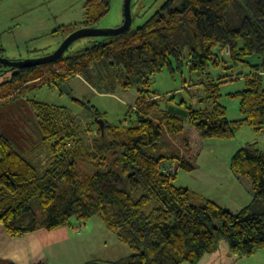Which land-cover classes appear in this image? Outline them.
I'll list each match as a JSON object with an SVG mask.
<instances>
[{"label":"trees","instance_id":"trees-1","mask_svg":"<svg viewBox=\"0 0 264 264\" xmlns=\"http://www.w3.org/2000/svg\"><path fill=\"white\" fill-rule=\"evenodd\" d=\"M83 7L75 29L95 25L110 0H85ZM263 55L264 0H166L135 29L43 64L55 86L85 74L100 84L134 86L137 98L127 110L128 123L117 125L87 106L94 114L89 128L65 107L34 102L44 162L18 152L0 133V224L9 236L20 237L71 221L81 228L97 216L131 250L114 261L84 264H197L218 252L221 242L238 258L264 250V152L245 144L230 157V170L248 178L251 191L249 202L234 213L175 184L178 169L196 165L169 138L196 130L201 138L232 139L243 126L263 132ZM43 65L11 70L0 64V76L11 74L0 82V102L37 81ZM236 68L235 74H220ZM163 71L181 86L166 93L153 89ZM239 76L243 88L228 97L239 98L242 118L228 120L220 85ZM92 130L96 136L89 144ZM184 145L188 152L187 136ZM79 163L96 168L84 174ZM174 163L177 169L170 170Z\"/></svg>","mask_w":264,"mask_h":264},{"label":"rangeland","instance_id":"rangeland-1","mask_svg":"<svg viewBox=\"0 0 264 264\" xmlns=\"http://www.w3.org/2000/svg\"><path fill=\"white\" fill-rule=\"evenodd\" d=\"M165 1L132 0L133 22L131 29H135L143 23ZM84 2L85 0H1L0 48L2 50H0V56L15 60L41 57L53 52L61 41L83 21ZM123 3L124 0H110L108 13L94 26L112 28L121 25ZM115 37L117 36H112V39ZM102 39L103 37L78 39L68 47L64 54L67 55L94 40ZM57 68L54 66V71ZM49 71V65L41 66L39 72L42 76L37 81L27 85L21 94L15 92L14 97L0 102V133L10 139L18 152L26 155L28 152L24 151L29 149L41 154L46 147L33 106L34 102L67 108L73 115L80 118V123L84 128H89V122L94 119V114L88 107H91L92 111L96 110L110 124L128 123L127 110L135 104L137 98L134 86L124 88L118 85L100 84L85 74H78L67 78L66 84L70 93L60 92L59 86L48 82L50 80ZM10 75V72L1 75L0 82L8 79ZM179 86H181L179 78L172 80L167 71L157 74L152 84V88L160 93L172 91ZM79 100L86 102V106L82 107ZM227 102L228 115H232L233 101L229 99ZM94 128L95 124H92V129ZM95 136L94 130L88 132L87 142L92 144ZM185 137L183 134L169 137L183 155L190 151L186 152L184 149ZM221 140H224L219 141L222 142V145L216 148V154L219 157L217 160L220 163L226 161V165L227 162L228 165L230 162L229 154L242 145L256 144V147L264 152V131L255 132L248 126H243L235 138ZM223 145L224 148H222ZM79 166L81 173L84 174H91L96 168V166L87 163H79ZM171 167L175 170L177 164L174 163ZM206 167V165L201 166L200 170L193 173L194 175L183 169L178 170L175 184L187 188L191 193L199 196L209 195L208 197L219 196L221 198L224 194L220 192V189L211 188L212 191L208 192L209 188L202 183L201 175L204 174L203 171L207 170ZM226 170L228 171V169ZM246 180L249 179L246 178ZM139 193L140 190H134L135 196ZM218 203L225 206L223 200ZM93 220L102 222L97 216H94ZM197 264H264V251L260 250L253 257L238 258L229 253L226 242H221L216 254H206Z\"/></svg>","mask_w":264,"mask_h":264},{"label":"crops","instance_id":"crops-1","mask_svg":"<svg viewBox=\"0 0 264 264\" xmlns=\"http://www.w3.org/2000/svg\"><path fill=\"white\" fill-rule=\"evenodd\" d=\"M250 60L255 62L256 57H251ZM236 72H238L237 68L225 69L221 70L220 74L228 76L230 73L235 74ZM260 75L264 86V70L260 72ZM242 88L243 79L240 76L238 79L226 77L220 85L221 97L219 101L226 109L228 120H240L242 118L239 110V98L228 97L229 93L239 91ZM229 99L233 101L232 115H228L227 100ZM186 136L190 151L185 156L192 157L196 165L194 170L188 172L193 174L200 170L201 166L206 165L207 170L203 171L204 174L201 175L202 183L209 188L210 191L208 192L212 191L211 188H218L224 194L221 198L219 196L208 197L209 195L199 196L194 193L193 195L217 203L223 200L227 210L234 213L238 212L251 199L250 181L243 176H236L230 170L228 162L227 166L226 161L220 163L217 160L219 157L216 154V148L222 145V142L219 141L224 140L201 138L196 130L188 131ZM238 148L229 154V157ZM25 150V153L28 152L26 156L34 162H44L47 158L45 149L41 154L35 153V150L34 152L29 149ZM225 156L227 157L226 154ZM227 189L229 191H226ZM90 221L92 222L84 223L81 228L76 227L77 225L71 221L65 226H59L52 230L38 229L20 237L9 236L3 225L0 224V264H84L90 260L114 261L130 254L127 246L108 231L103 222L93 220V218Z\"/></svg>","mask_w":264,"mask_h":264},{"label":"water","instance_id":"water-1","mask_svg":"<svg viewBox=\"0 0 264 264\" xmlns=\"http://www.w3.org/2000/svg\"><path fill=\"white\" fill-rule=\"evenodd\" d=\"M131 1L132 0H124L123 3V22L121 25L112 28H98L93 26H82L73 31H71L57 46V48L41 57L36 58H26V59H8L0 56V64L7 66L8 69H22L30 66H39L51 62H55L59 60L68 49V47L78 39L86 38V37H109V36H118L127 32L132 25L133 15L131 12ZM264 60V55H263ZM59 90L70 93V89L66 83H62L59 85ZM102 134L104 133L105 122L102 118L97 120Z\"/></svg>","mask_w":264,"mask_h":264},{"label":"bare ground","instance_id":"bare-ground-1","mask_svg":"<svg viewBox=\"0 0 264 264\" xmlns=\"http://www.w3.org/2000/svg\"><path fill=\"white\" fill-rule=\"evenodd\" d=\"M68 26H69V25H68ZM53 63H55V62H53ZM47 64H49V63H47ZM39 66H40V65H39ZM34 67H35V66H34ZM34 67H33V68H34ZM36 67H37V66H36ZM18 71H19V70H18ZM13 72H14V71H13ZM60 92H61V91H60ZM257 149H258V148H257Z\"/></svg>","mask_w":264,"mask_h":264},{"label":"built area","instance_id":"built-area-1","mask_svg":"<svg viewBox=\"0 0 264 264\" xmlns=\"http://www.w3.org/2000/svg\"><path fill=\"white\" fill-rule=\"evenodd\" d=\"M170 170H174V168L173 167H171V168H169Z\"/></svg>","mask_w":264,"mask_h":264}]
</instances>
